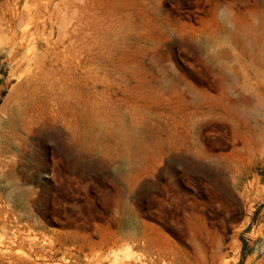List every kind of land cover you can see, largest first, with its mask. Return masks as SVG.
<instances>
[{"label":"rangeland","instance_id":"obj_1","mask_svg":"<svg viewBox=\"0 0 264 264\" xmlns=\"http://www.w3.org/2000/svg\"><path fill=\"white\" fill-rule=\"evenodd\" d=\"M0 264H264V0H0Z\"/></svg>","mask_w":264,"mask_h":264}]
</instances>
